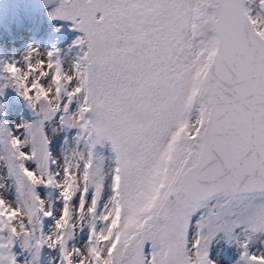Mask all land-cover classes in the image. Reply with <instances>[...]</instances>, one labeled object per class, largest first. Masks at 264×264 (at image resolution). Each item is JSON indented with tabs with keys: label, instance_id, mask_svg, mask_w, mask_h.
<instances>
[{
	"label": "snow or ice",
	"instance_id": "snow-or-ice-1",
	"mask_svg": "<svg viewBox=\"0 0 264 264\" xmlns=\"http://www.w3.org/2000/svg\"><path fill=\"white\" fill-rule=\"evenodd\" d=\"M45 2L83 33L81 54L30 49L0 67L35 117L0 120V264H21L17 243L23 264L45 247L59 264H214L221 232L238 264H264L249 251L264 233V0ZM65 129L78 131L61 165L50 145ZM85 227L87 247L70 246Z\"/></svg>",
	"mask_w": 264,
	"mask_h": 264
},
{
	"label": "rangeland",
	"instance_id": "rangeland-1",
	"mask_svg": "<svg viewBox=\"0 0 264 264\" xmlns=\"http://www.w3.org/2000/svg\"><path fill=\"white\" fill-rule=\"evenodd\" d=\"M250 6L259 10L255 4ZM54 7V4H46L45 0H16L10 23L0 31V67L9 62H22L25 54L30 49H33L34 43H31L29 48L22 51V53L16 49L19 37L25 34V32L40 33L38 44L42 46V51L46 54L49 51L58 50L57 56L66 65L81 54L80 47L75 44V41L83 33L75 29L71 21L54 19L50 15ZM3 75L6 74L0 73V76ZM5 83L6 80L0 79V85ZM12 90L14 98L8 109H6V119L8 126L16 129L18 125L25 121L31 122L35 117L28 102L17 93L14 87ZM2 107L4 106L0 99V110ZM77 131V129H65L56 132L52 136L50 147L54 158L59 159L61 165L63 163V153L75 146ZM97 151L105 157H114V153H111L110 145H105L102 148L97 146ZM53 169H56L55 165ZM0 177H3L6 183L11 184L6 174L0 173ZM37 191L40 192L43 199L49 201L54 212L62 207L58 190L40 186ZM9 198H12L11 195ZM105 199H107V193L105 194ZM101 207H103V201H101ZM195 219L193 220V228L195 227ZM52 224L53 220L45 219V232L51 230ZM233 235L240 236L241 239L244 238L242 228L235 229ZM88 236L89 230L85 227L83 231H79L76 234L75 239L70 242V246L84 249L88 242ZM13 251L19 254L18 259L21 261V264L31 258L27 252L21 249L19 244L15 246ZM241 251L236 241L234 239L230 240L223 232L218 233L212 239L208 249L209 259L214 264H238L240 262ZM249 251L253 254L264 253V233L254 235L252 241L249 243ZM42 264H59L58 252L45 247V256Z\"/></svg>",
	"mask_w": 264,
	"mask_h": 264
},
{
	"label": "bare ground",
	"instance_id": "bare-ground-1",
	"mask_svg": "<svg viewBox=\"0 0 264 264\" xmlns=\"http://www.w3.org/2000/svg\"><path fill=\"white\" fill-rule=\"evenodd\" d=\"M15 2H16V0L15 1H9L1 29L3 27H6L10 23V21L12 19L13 6H14ZM1 29H0V31H1ZM40 35L41 34L37 33V32H25V34H23L21 37H19V41L16 44L17 51H21V53H22V51H25L26 49L29 48L31 43H34L33 49H38V50L42 51V48H41L42 46L40 44H38L39 43L38 40H39Z\"/></svg>",
	"mask_w": 264,
	"mask_h": 264
},
{
	"label": "trees",
	"instance_id": "trees-1",
	"mask_svg": "<svg viewBox=\"0 0 264 264\" xmlns=\"http://www.w3.org/2000/svg\"><path fill=\"white\" fill-rule=\"evenodd\" d=\"M12 86H8L5 87L2 92H0V99L2 101V104L4 107H2V109L0 110V120L4 121L7 124V119H6V112L8 109V107L10 106V103L12 102L14 95L13 94V90H12ZM8 125V124H7ZM19 244V243H17ZM44 256H45V248L43 249L42 253H41V257L39 260V264H42V261L44 260Z\"/></svg>",
	"mask_w": 264,
	"mask_h": 264
},
{
	"label": "clouds",
	"instance_id": "clouds-1",
	"mask_svg": "<svg viewBox=\"0 0 264 264\" xmlns=\"http://www.w3.org/2000/svg\"><path fill=\"white\" fill-rule=\"evenodd\" d=\"M44 55H45V53L39 50V55L34 57V59L38 60L41 56H44ZM6 83L8 84V86H11V84H12L11 81H6ZM53 87H55V85L50 83L49 88H53ZM35 103H36V100L34 97L33 98V104H35ZM0 185L6 186V188H0V195L6 194V189L11 187V184L6 183L3 177H0ZM9 202H11V201H9ZM21 219L23 220V218H21ZM17 227H19V224H17ZM86 247H87V245L84 248H86ZM82 254H85V253H82Z\"/></svg>",
	"mask_w": 264,
	"mask_h": 264
},
{
	"label": "water",
	"instance_id": "water-1",
	"mask_svg": "<svg viewBox=\"0 0 264 264\" xmlns=\"http://www.w3.org/2000/svg\"><path fill=\"white\" fill-rule=\"evenodd\" d=\"M9 1H15V0H0V29H1V26L4 20V16H5Z\"/></svg>",
	"mask_w": 264,
	"mask_h": 264
}]
</instances>
